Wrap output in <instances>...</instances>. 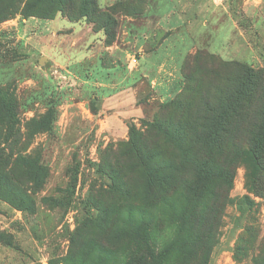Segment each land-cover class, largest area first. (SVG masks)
I'll return each instance as SVG.
<instances>
[{
  "label": "rangeland",
  "instance_id": "obj_1",
  "mask_svg": "<svg viewBox=\"0 0 264 264\" xmlns=\"http://www.w3.org/2000/svg\"><path fill=\"white\" fill-rule=\"evenodd\" d=\"M97 1L102 11L114 8V23L109 37L103 32L98 38L96 60L87 53L91 43L84 34L88 29L94 32V26L85 19L72 23L61 15L51 20L24 18L15 13L19 0H0V117L5 120L0 134L9 129L10 142L27 148V154L39 159L45 169L36 189L26 185L35 192L36 210L21 211L0 199V235L4 240L0 264H107V253L94 244L110 248L107 238L114 221L118 216L125 218L128 206H143L141 167L133 164L127 171V158L122 155L131 133L152 147L158 137L150 125L170 119L168 110L161 107L171 101L185 104L195 97V90L199 95L208 85L212 89L219 86L220 61L264 71V0H228L232 6L225 7H233V11L211 16L207 29L194 36L181 30L169 38L167 55L176 60L186 58L188 65L183 63L174 97L162 101L147 81H139L138 61L134 63L137 57L128 42L142 33L143 16L157 14L160 7H166L160 4L166 0ZM81 29L83 33L78 35ZM153 31L147 39L156 42ZM194 45L196 50L188 54ZM151 47L149 44L147 49ZM199 53L213 59L194 58ZM97 63L107 68L121 66L116 76L129 78L127 85L139 81L142 115L125 120L124 127L114 125L117 134L109 135L100 122L104 115L100 113L111 107L103 98L111 87L104 91L94 85L107 78L95 67ZM113 87L120 90L119 85ZM1 101L8 105L5 110ZM250 163L247 158L236 169L231 202L208 264H264V197L248 185ZM128 189L134 196L130 199L125 195ZM91 237L99 242H87ZM114 244L118 249L124 247L121 240ZM113 260L114 264H126L127 258L118 252Z\"/></svg>",
  "mask_w": 264,
  "mask_h": 264
},
{
  "label": "trees",
  "instance_id": "obj_2",
  "mask_svg": "<svg viewBox=\"0 0 264 264\" xmlns=\"http://www.w3.org/2000/svg\"><path fill=\"white\" fill-rule=\"evenodd\" d=\"M18 12L24 18L51 20L61 15L72 23L85 19L94 32H104L106 37L114 23V8L102 11L97 0H19ZM201 56L213 59L205 53L194 58ZM220 62L219 86L208 85L199 95L195 90V97L185 104L171 101L161 107L170 119L150 125L158 137L152 147L131 133L122 155L127 158V171L135 164L141 167L143 206H128L125 218L114 221L107 238L110 248L94 244L107 253V264H114L118 252L125 253L126 264H208L231 202L236 169L247 158L251 162L248 185L264 197V71ZM187 92L191 94L190 86ZM1 103L5 110L8 105ZM174 115L177 120L171 121ZM9 137V129L0 134V140L5 138L0 143V199L21 211L36 210L35 192L26 185L36 189L45 169ZM125 195L134 197L129 189ZM97 240L91 237L87 242ZM119 240L124 247L118 249L114 243Z\"/></svg>",
  "mask_w": 264,
  "mask_h": 264
},
{
  "label": "crops",
  "instance_id": "obj_3",
  "mask_svg": "<svg viewBox=\"0 0 264 264\" xmlns=\"http://www.w3.org/2000/svg\"><path fill=\"white\" fill-rule=\"evenodd\" d=\"M153 4L155 5L156 2H153ZM160 4L166 7H160L157 14L148 13L144 15L139 29L142 33H137L135 38L133 37V42L129 41L128 44L137 57L140 72L139 81H147L153 91L164 101L173 98L177 92L176 88L181 82L182 67L186 59L181 57L176 60L177 58L167 55L166 46L169 38L173 35L177 36L181 30L189 36H194V33L198 30L207 29L213 21L210 22L209 18L211 16L217 18V12L221 13L224 10L229 12L231 9L228 10L225 6L230 8L232 4L228 0H166ZM233 9L232 7L231 12ZM205 14L208 17L204 18ZM26 22L31 23L30 20ZM216 26L215 24L213 27L216 28ZM149 31H153L152 33L157 35L156 42L147 39ZM82 33L81 29L78 35ZM101 35L102 32H92L90 29L84 34V36H87V41L91 43L87 53L90 57H95L96 60L99 55L100 40L98 38ZM147 44L152 45L151 49H147ZM195 50L196 45L187 53L191 54ZM95 67L101 68L107 78L104 82H95L94 85L97 87L102 86L104 91H106L108 85L109 89L111 87L110 94L103 97L105 101L110 103L111 107L110 110L100 113L101 115L104 114L100 115L102 129L108 131L109 135L111 133L117 134L114 125L121 124L124 127L125 120L142 115V108L138 105L137 83L139 81L127 85L129 78L120 79L116 76L121 67L118 64H113L107 68L97 63ZM116 85L120 86V90H114L113 86Z\"/></svg>",
  "mask_w": 264,
  "mask_h": 264
},
{
  "label": "built area",
  "instance_id": "obj_4",
  "mask_svg": "<svg viewBox=\"0 0 264 264\" xmlns=\"http://www.w3.org/2000/svg\"><path fill=\"white\" fill-rule=\"evenodd\" d=\"M135 62H137V60H136V59L134 60V63H135Z\"/></svg>",
  "mask_w": 264,
  "mask_h": 264
}]
</instances>
